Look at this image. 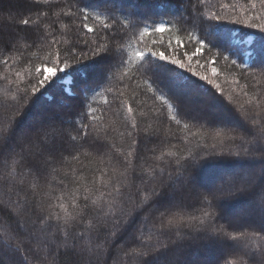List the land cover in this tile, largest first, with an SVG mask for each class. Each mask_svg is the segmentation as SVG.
<instances>
[{"label": "snow or ice", "instance_id": "1", "mask_svg": "<svg viewBox=\"0 0 264 264\" xmlns=\"http://www.w3.org/2000/svg\"><path fill=\"white\" fill-rule=\"evenodd\" d=\"M159 7L0 0V264H264V0Z\"/></svg>", "mask_w": 264, "mask_h": 264}, {"label": "trees", "instance_id": "2", "mask_svg": "<svg viewBox=\"0 0 264 264\" xmlns=\"http://www.w3.org/2000/svg\"><path fill=\"white\" fill-rule=\"evenodd\" d=\"M135 2V0H124L125 4H130ZM213 3L216 2V0H212ZM226 3H235L236 0H225ZM14 3V0H13ZM240 4H244L246 5L248 3V0H239ZM141 4L144 8H151L153 11H161L159 5H160V0H141ZM166 4L168 8H173L174 6V0H166ZM9 6V0H3V7L7 8ZM259 7V6H258ZM161 18L160 15H155L153 17V19L159 20ZM164 19H169L170 17L165 13L164 14ZM228 27L232 28L233 31L231 32V38L232 40L235 42V44L241 48L246 47V41L249 38V36H253L254 39H258L260 35L259 32H257L256 30H252V29H247L243 26L240 25H229ZM165 40H167V34L165 35ZM163 50V49H162ZM187 51L191 52L194 51V47L192 45H188L186 48ZM211 54L209 52H207L206 50L204 51V53L199 56V57H194L193 58V63L195 64L197 60H199V63L201 65H204L203 68L197 67V71H202L205 74L211 76V71H210V66L208 65L207 61L209 60ZM215 67L218 68L219 70V75L218 77H216L217 83H219L221 85V87L225 90H228L232 87H234L231 83V77L227 75V73L229 71H238L236 69H226L224 62L222 60H217L215 65H213ZM0 71H3V68L0 67ZM190 75V74H188ZM245 81L243 79H241V83H244ZM202 85H204V88H211L210 85H207L206 82H200ZM214 91V90H213ZM210 93H209V97H210ZM217 95H219V93H217ZM210 103L219 105V101H209ZM224 103H227L226 100L223 101ZM173 127H175V125H173ZM88 162L85 161V164H87Z\"/></svg>", "mask_w": 264, "mask_h": 264}, {"label": "rangeland", "instance_id": "3", "mask_svg": "<svg viewBox=\"0 0 264 264\" xmlns=\"http://www.w3.org/2000/svg\"><path fill=\"white\" fill-rule=\"evenodd\" d=\"M211 258H214V257H211Z\"/></svg>", "mask_w": 264, "mask_h": 264}]
</instances>
